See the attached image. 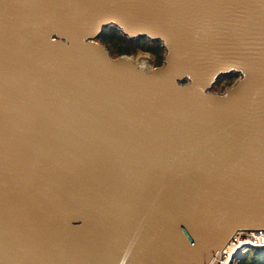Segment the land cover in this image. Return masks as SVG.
<instances>
[{
  "label": "water",
  "instance_id": "95a60500",
  "mask_svg": "<svg viewBox=\"0 0 264 264\" xmlns=\"http://www.w3.org/2000/svg\"><path fill=\"white\" fill-rule=\"evenodd\" d=\"M253 229L264 0H0V264H217Z\"/></svg>",
  "mask_w": 264,
  "mask_h": 264
},
{
  "label": "rangeland",
  "instance_id": "374dc122",
  "mask_svg": "<svg viewBox=\"0 0 264 264\" xmlns=\"http://www.w3.org/2000/svg\"><path fill=\"white\" fill-rule=\"evenodd\" d=\"M98 43L105 46L108 51L110 52L112 57H117L120 55H127L131 57L135 62L137 63H143L146 67H155L160 64H158L157 56L149 51H146L142 49L140 46L134 43V41L129 40L126 36L122 35L121 33H114L113 39H102L101 36L96 40ZM131 45L133 46V49L126 53L123 51V53L120 51L121 49L125 48L126 46ZM163 55V53H162ZM234 76L237 77V75L234 74H227L224 75L221 79V81L217 84H215L212 88V91H222L226 86L230 85L232 82H234ZM254 248H250L243 252L241 260L234 261L233 264H243V259L252 253H254Z\"/></svg>",
  "mask_w": 264,
  "mask_h": 264
},
{
  "label": "built area",
  "instance_id": "2783aa9c",
  "mask_svg": "<svg viewBox=\"0 0 264 264\" xmlns=\"http://www.w3.org/2000/svg\"><path fill=\"white\" fill-rule=\"evenodd\" d=\"M235 243L241 244L234 252L228 254ZM250 248H264V229L236 231L229 242L221 249L217 264H233L234 261L241 260L243 252ZM224 260L225 262H223Z\"/></svg>",
  "mask_w": 264,
  "mask_h": 264
},
{
  "label": "trees",
  "instance_id": "16d2710c",
  "mask_svg": "<svg viewBox=\"0 0 264 264\" xmlns=\"http://www.w3.org/2000/svg\"><path fill=\"white\" fill-rule=\"evenodd\" d=\"M114 33H120V31L118 29H116L115 27L109 26V27H106L103 29L100 36L104 40L113 39ZM132 41H134V43L137 44L138 46H140L142 49L155 54L157 56V60L159 62L158 64H161L163 48H162L160 42L152 41V40H149L145 37H141L137 40H132ZM132 49H133V46L128 45L125 48L121 49L120 51L122 53H123V51L128 53ZM222 77L223 76H221L217 79L216 84L221 81ZM254 249H255L254 253L247 255L243 259V261H242L243 264H264V248H261V249L254 248Z\"/></svg>",
  "mask_w": 264,
  "mask_h": 264
},
{
  "label": "bare ground",
  "instance_id": "6f19581e",
  "mask_svg": "<svg viewBox=\"0 0 264 264\" xmlns=\"http://www.w3.org/2000/svg\"><path fill=\"white\" fill-rule=\"evenodd\" d=\"M137 63V62H136ZM239 242V241H238ZM241 243H235L234 245H233V247L228 251V254H231L232 252H234L235 251V249L240 245ZM223 262H225V260L223 261Z\"/></svg>",
  "mask_w": 264,
  "mask_h": 264
}]
</instances>
